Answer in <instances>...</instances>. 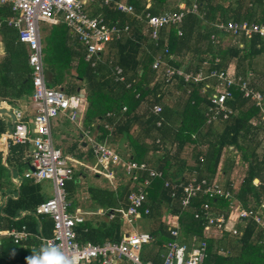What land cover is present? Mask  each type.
<instances>
[{
  "label": "trees",
  "instance_id": "1",
  "mask_svg": "<svg viewBox=\"0 0 264 264\" xmlns=\"http://www.w3.org/2000/svg\"><path fill=\"white\" fill-rule=\"evenodd\" d=\"M128 1L129 5L134 8V14L112 12L109 8L101 10L108 22L112 21L130 27V35L117 42V61L104 59L102 54L101 59L93 66L92 62L86 60V51L83 46L78 41L72 40L69 29L64 24L49 26L52 28L45 35L46 48L50 54L49 64H45L49 85L61 87L72 96L71 93L80 86L77 87L71 80L66 81L68 74L75 80L87 83L89 105L87 118L90 123L94 120L104 121L98 126L102 137L100 139L109 140L110 138L112 143L129 141V146L134 153H126L122 156L137 162L144 160L147 151L142 146L141 140L131 136V127L138 120L133 113L142 102L151 98L148 102L151 107L159 103L163 108L160 114L152 111L149 114L148 124H146L148 132L157 131L160 134L158 139H154L158 141L156 151L162 154L158 161V169L162 170L166 177L181 181H187L189 177L187 175L185 178V175L193 176L195 172L198 180L207 179L217 182L221 172L223 175L228 174V170L235 167L237 162H234L238 158V166L242 170L239 187L234 189L229 182L227 185L224 183L222 185L224 184L234 192L244 208L256 209L264 202V155L262 156L259 152L261 141L258 139L264 131L261 109L251 98L245 97L238 86H235L232 89L233 99L227 101L233 113L227 119L219 118L209 123L208 112L211 106L209 97L213 88L204 92V87L207 84L215 85V79L210 78L196 83L186 82L184 77L177 76L171 83H166L163 74L162 81H156L153 86L149 83V79L155 72L152 69L154 57L166 48L175 56L176 60L173 64L177 68L185 69L183 71L186 73H189L192 67H195L193 72L195 74L204 69L208 71L207 73L213 70L223 71L229 67L231 60L235 59L237 62L236 76L243 80L248 79L250 86L259 91L264 98V88L258 85L259 80L254 76H249L255 59L264 54V36L257 33L248 38L243 32L232 34L216 27L219 23L229 22H248L264 26V0H236L233 4L231 1L222 4L218 0H198L201 16L189 14L179 26L163 28L168 38L161 36L163 30L161 29L157 45L152 42L145 24L141 27L138 21H143L147 13L157 15V5H164L167 0H154L155 3L150 8H146L141 0ZM190 1L187 6H191L196 0ZM161 8L159 7L158 10ZM12 15L10 5H0V23H2L0 34L7 48L6 58L0 60V99H9L14 103L17 99L31 98L34 87L28 50L19 41L18 31L10 28L5 22V19ZM219 32L233 37L231 45L226 49L216 45ZM146 42L155 51L151 52L152 47H145L149 57L142 66L143 74H141L138 70L140 62L138 59L142 45ZM165 42L167 45L164 44ZM116 66L123 69L125 81L116 80L114 74ZM72 71L75 74H72ZM253 73L257 75L254 70ZM181 83L188 86V92H186L189 100L184 110L179 112L162 103L164 97L161 88L162 84L171 87ZM124 107H127V112L122 116ZM113 112L118 115L116 122L115 118H109V114ZM158 122L161 125L158 126ZM107 125L109 128L106 127ZM7 127L0 119V137L8 131ZM27 148H30L29 143L12 144L8 157L11 166L14 158L22 161L21 158ZM229 151L234 154V159L228 156ZM31 161L28 160L27 165H31ZM80 175V173L78 175L74 173V180L67 183L66 188L69 195L76 189ZM255 179L260 180L259 185L254 184ZM93 193L95 194V191ZM99 195L94 196V200L103 208L109 207V201H114L116 198L115 193L111 191L101 192ZM184 197L183 190H179L176 196L172 197L171 189L165 187L163 179L153 180L146 206L153 213L150 235L154 241L152 242L153 248L145 247L147 244L142 248L140 256L144 263L163 264L166 255L164 246L174 240L171 236L170 224L164 220V215L168 213L179 218V233L183 238L181 241H190L198 236L201 241L204 240L208 244L207 257L203 264H264V244L260 243L261 234L258 233L254 223L250 222L243 236L238 238L229 235L221 236L219 231L209 226L205 219L195 218V211L201 210L206 202L210 204L213 213L230 214L233 208L227 200H208L199 197L191 202L189 208H184L182 206ZM36 201L33 210L45 202ZM23 207H25L24 195L18 201L9 202L6 210L11 214L13 210L19 211ZM118 217L117 220L106 224L105 229H100L109 242H118L122 238L119 234L122 222ZM39 219L42 223V231H44L42 235L51 238L54 228L52 218L39 216ZM29 228L34 230L36 227ZM75 230L77 240L81 244H104L96 238L99 235L94 234L95 229L87 222L79 224ZM35 252L37 251L33 248L27 250L20 248L8 238L0 244V264H15L16 262L27 264L26 258ZM93 264L99 263L95 260Z\"/></svg>",
  "mask_w": 264,
  "mask_h": 264
},
{
  "label": "built area",
  "instance_id": "2",
  "mask_svg": "<svg viewBox=\"0 0 264 264\" xmlns=\"http://www.w3.org/2000/svg\"><path fill=\"white\" fill-rule=\"evenodd\" d=\"M94 3L109 5L111 0H0L1 5H10L13 15L5 20L10 28L19 33V40L25 44L29 51V63L32 67V82L34 93L32 100L36 114L32 125L24 119L22 111L15 112V125L11 130L3 134L7 143L10 144H32V170L26 174V178H32L36 182L49 181L52 184L53 195L44 203L39 205L35 214L37 216H49L54 222L53 236L51 238H37L44 244H56L66 255L77 257L78 264H93L95 260L99 264H117L126 260L132 264L144 263L141 259V251L144 245L153 241L149 233L128 234L121 241L107 242L105 244H81L77 240L76 226L83 219L70 213V203L67 198V183L73 179L74 167L71 159L64 155L61 149L54 143L52 134V121L60 115H67L71 121L78 120L82 100L79 96H70L62 88L51 87L47 77V69L44 58V47L42 41L41 24L59 25L65 24L73 35H77L86 50V60L95 66L106 51V47L113 41L122 40L130 35V27L120 26L114 22L109 24L102 15L91 16L88 7ZM115 8L123 13L134 14L133 6L124 2H115ZM179 11L167 12L161 15H145V28L152 40L157 45L160 38V30L167 26H179L189 14L199 12L198 0L193 1L191 6L181 5ZM2 23H0V26ZM216 27L224 32L237 34L243 32L248 38L253 34L264 36V26L249 24L248 22L219 23ZM181 34V31H179ZM175 56L168 48L163 53L154 57L153 69H164L166 83L181 76L186 82H203L210 78L215 79V85L207 84L204 92L213 88L211 96L208 122L219 118L227 119L233 110L227 105V101L233 99L232 89L238 86L247 98H251L262 111V124L264 126V98L263 95L253 89L248 80L236 76V70L228 67L226 70H213L210 73L199 71L186 73L182 69L173 66ZM114 74L117 81H125L124 71L116 66ZM125 111L127 107L123 108ZM163 108L160 104L152 107L155 114H160ZM112 114H109L111 116ZM161 125L158 122V126ZM109 128V126H106ZM86 137L93 146L95 156L102 171L107 176L114 178L118 169L125 172L134 182H140L141 173L147 177L138 185L139 188L132 192L129 197V208L127 211H118L132 224L140 219L142 214L149 215L151 210L146 203L148 201V190L154 179H163V172L150 167L147 163L137 162L122 157L106 141H98L92 137L90 132ZM6 142V141H5ZM100 172V171H98ZM194 175L189 182L172 183L165 180V187L171 189L172 197L179 190H183L185 197L182 201L184 208H189L191 202L199 197L208 200L224 199L235 208L226 217L224 214L217 216L211 211L210 204L206 202L202 209L195 211L196 219H205L211 227L221 232H232L238 234L236 221L240 219H255L264 229V216L237 205L236 198L231 189L216 181L207 179L198 180ZM264 210V204L261 208ZM144 211V212H143ZM179 225H170L171 236L174 240L165 244L166 255L163 264H203L207 257V243L194 237L191 242L180 241ZM1 237L10 238L15 244H21L35 237L26 226L21 229H12L0 232Z\"/></svg>",
  "mask_w": 264,
  "mask_h": 264
},
{
  "label": "crops",
  "instance_id": "3",
  "mask_svg": "<svg viewBox=\"0 0 264 264\" xmlns=\"http://www.w3.org/2000/svg\"><path fill=\"white\" fill-rule=\"evenodd\" d=\"M218 0L219 3L226 4L228 1H231L232 4L236 0ZM115 2H124L126 4H129L128 0H111V3L109 5L105 4H99V3H94L91 6L88 7L89 14L91 16H97V15H102L105 18V21L109 24H112V21H107L106 17L104 16L103 13H101V10L104 8H109L110 11L112 12H119L115 8ZM142 4L146 5V8H150L153 6L155 3L154 0H141ZM191 1L190 0H167V3L164 5H157L156 10L158 11L157 15L167 13V12H172L176 11L179 9L181 5H187ZM1 5V4H0ZM159 7H162L160 10ZM125 14V13H124ZM127 15V14H126ZM129 15V14H128ZM136 18V17H135ZM7 19V18H6ZM5 19V20H6ZM141 24V27L144 26L145 22L144 21H138ZM50 25V24H48ZM60 25V24H59ZM65 25V24H64ZM120 26H126V25H121ZM51 26H57V25H51ZM66 26V25H65ZM67 27V26H66ZM68 28V27H67ZM69 29V28H68ZM69 32L71 34V38L74 41H78L81 46L83 44L80 42L79 38L77 35H73L69 29ZM161 36L163 38H168L166 30L161 31ZM127 38V37H126ZM124 38V39H126ZM122 39V40H124ZM162 40V38H161ZM233 37H231L229 34H223V33H218L217 34V43L216 45L222 48L226 49L229 47L232 43ZM20 41V40H19ZM121 41V40H119ZM119 41H113L109 43L106 47V51L103 53L104 59H113L115 61L118 60V49H117V42ZM215 41V40H214ZM23 44V43H22ZM167 45V43H164ZM25 48L27 46L23 44ZM142 48V51L139 55V71L141 74H143V69L142 66L146 63V60H148L149 54L146 52L145 47H152L149 45L148 42L144 43ZM243 47V45H241ZM85 49V47L83 46ZM219 48V47H218ZM217 48V49H218ZM28 50V48H27ZM154 48H151V52H153ZM86 51V50H85ZM155 51V50H154ZM164 51V50H163ZM163 51H159L158 53H163ZM157 53V54H158ZM152 54V53H151ZM154 54V53H153ZM29 55V51H28ZM7 56V48L5 41L2 39V36L0 34V60L5 59ZM29 60V58H28ZM30 64V63H29ZM173 64V62H172ZM237 62L235 59H232L231 62L229 63V67L234 68L237 71ZM31 66V65H30ZM173 66H175L173 64ZM176 67V66H175ZM32 68V67H31ZM180 68V67H178ZM153 69V67H152ZM151 69V70H152ZM185 71V69L180 68ZM111 73L112 69L110 67ZM190 72L195 71V67L190 69ZM253 70L257 72V75L253 73ZM154 74L150 76L149 83L153 86L156 81L161 82L162 81V76L164 74V69L160 70H154ZM204 72H208L205 69L203 70ZM72 74H75L74 71H72ZM250 77H256L257 80H259L258 85L261 86V88H264V54H262L260 57H257L255 61L253 62V68L249 72ZM248 80V79H247ZM80 87L78 88L77 92L82 100V105L79 110L78 114V120L76 122L71 121L67 115H60L59 117L55 118L52 121V134H53V139L55 146L59 149L62 150L65 156L70 158L72 161L76 162V165L74 168H77L79 166H82L83 164L86 163L89 159H91L93 162H96L98 164L97 158L94 153L93 146L89 142L88 138L86 137V133L89 131L92 137H96L98 141H106L108 145L113 148L117 153H119L121 156L122 154H130L134 153L133 149L131 146H129V141L123 140V141H117L115 143H112L106 138H102L100 136V133L98 130L99 124L104 121H99V120H94L93 123H90V120H88L87 116V111H88V101H87V83H83L79 81ZM212 82H214L212 80ZM74 83V82H73ZM76 84V83H74ZM161 91L163 93V104L171 106L174 110L181 112L184 110L186 107L189 97H188V86L185 85V83H181L180 85H173V86H165V84H162ZM213 85V84H211ZM61 88V87H60ZM206 88V86L204 87ZM63 89V88H62ZM64 90V89H63ZM264 90V89H263ZM65 91V90H64ZM187 91V92H186ZM207 91H210L207 90ZM66 92V91H65ZM73 96V95H72ZM151 101V98L142 102V104L135 110L133 113V116L136 117L138 120L133 123L131 127V136L137 140L142 141V146H144V149L147 151V155L144 158L142 162L147 163L150 167L159 170L163 172L162 170L158 169V161L161 157L160 151H156L157 143L158 141H154V139H158L160 137L159 132L154 131L153 133L148 132V129L146 127V124H148V119H149V114L152 113V107L151 104L148 102ZM159 104V103H158ZM30 106H34L32 97L29 99H17L12 103L9 99L3 100L0 99V110L6 109L10 112H12L15 115L16 111H22L24 113V119L26 122L30 125H32V120L35 115L30 113ZM35 109V106H34ZM124 109L122 110V116L125 115ZM36 114V109L35 113ZM112 114L109 118H117V113H110ZM121 116V117H122ZM0 119L5 122V124L8 126L7 130H11L13 128V123L12 119L9 115L7 114H1ZM109 126V125H107ZM112 138V137H111ZM261 143L259 147V152L263 156L264 155V131L261 132L260 137L258 138ZM122 140V139H121ZM8 141L3 142V135L0 137V232H5L9 231L12 229H21L23 226H26L27 229L29 227H36L34 230L28 229L35 237H32L30 240L23 242L21 244H16L20 246L22 249H29L33 248L37 252L39 251L42 242L37 238L38 236L42 237V232L44 234V231H42V223L39 219V216L35 214L34 209V204L37 202L36 200H42L46 201L49 198L52 197L53 195V188L52 184L49 181H44V182H36L32 178H26V174L32 170V164L27 165L28 160H32V152H33V146L30 144V148H27L24 151V155L21 158L22 161H18V158L13 159V165L11 166L10 163L8 162V157L10 155L11 151V146L12 143L8 144ZM169 147H171V144H169ZM175 147V145H174ZM172 149V147H171ZM177 150V148L175 147ZM19 155V153H17ZM16 154V157H17ZM21 154V153H20ZM228 156L231 158H235L234 154L231 153L230 151L228 152ZM125 157V156H122ZM126 158V157H125ZM129 158V157H127ZM130 159V158H129ZM238 158L235 160L234 163L237 162L235 167L238 166ZM32 163V161H31ZM99 166V164H98ZM240 167V166H239ZM93 172L96 175H99L102 170L101 167L99 166V170L96 168H93ZM92 171V170H90ZM100 171V172H98ZM75 174H78L76 172ZM79 180L77 183L76 189L72 192L71 195H69L67 191V198L70 203V213L74 215L80 216L83 221L79 224H83L85 222L89 223L91 227L95 229L96 235H99L96 237L100 241H102L104 244L109 242L102 233V230L106 224H110L112 221L117 220V217L120 216V220L122 222L121 225V230L119 234H121L122 238L121 240L126 237L128 234H135V233H149L151 231V217L153 215L152 211L149 215L142 214V217L140 219L135 220L134 222L137 223V228L134 227V222L132 224L128 223V221L122 216L119 210L121 211H127L129 208L130 202H129V197L132 192L136 191L139 188L138 183L140 184L144 178L147 177V174L141 173V179L140 182H134L129 176L125 174V172L121 169H118L116 172V175L114 178H110L107 175L106 181L100 180L99 176H97L98 180L94 182L93 186L86 185L85 179L82 177L84 173L80 172ZM164 174V172H163ZM222 174V175H221ZM220 177L217 179V182L222 184H228L233 186L234 189L238 188L240 185L241 179L238 178H231L227 174H224L221 172ZM187 175L189 179L187 181H181L179 179H173L166 177L164 174V185H165V180H170L172 183H178V182H184L187 183L191 179V175L186 174L185 178H187ZM196 176V174H195ZM166 178V179H165ZM74 180V178H73ZM186 180V179H185ZM70 182V181H69ZM258 182V183H256ZM260 180L255 179L254 184L259 185ZM223 184V185H224ZM225 186V185H224ZM37 187V188H36ZM167 188V187H166ZM23 190V191H22ZM95 191V194L93 193ZM111 191L115 193V200L114 201H109V207H104L100 206L99 203H97L94 199V196L101 194V192H107ZM234 193V192H233ZM149 194V190H148ZM25 196V207L23 209H20L19 211L13 210L12 213L8 212L6 210V207L9 202L11 201H18L21 196ZM37 196V197H36ZM70 196V198H69ZM100 196V195H99ZM235 197V195H234ZM236 198V197H235ZM237 202L236 204L239 206L242 205V203L236 198ZM264 204L262 202L256 209H248L251 210L255 213H258L259 215L264 216V210L259 209L261 206ZM37 208V207H36ZM233 209L231 211H234L235 208L232 206ZM244 208V207H243ZM246 209V208H245ZM144 212V211H143ZM225 215L226 217H229L230 214H227L225 212H220L216 214L217 216ZM143 221L142 225H138L139 221ZM164 220L168 221V223L171 225H179V218L178 216H173L172 214H165L164 215ZM254 223L255 226L257 227L258 233L261 234L260 238V243L264 244V229L256 222L255 219H240L236 221V229L238 231V234H233L232 232H221L219 231V234L222 235H229L233 237H242L244 234L245 229L248 227L249 223ZM78 224V225H79ZM77 225V226H78ZM180 228V225H179ZM96 229H99L96 231ZM105 229V228H104ZM105 233V232H104ZM44 237V236H43ZM196 237V236H195ZM198 237V236H197ZM196 237V238H197ZM95 238V239H96ZM194 238V237H193ZM192 238V239H193ZM199 238V237H198ZM181 236H180V241H181ZM191 239V240H192ZM5 240H8V237H1L0 238V244L1 242L4 243ZM120 240V241H121ZM191 240L189 241H181L184 243H190ZM154 241V240H153ZM152 241V242H153ZM147 244L145 247L148 248H153V243ZM15 264H23L22 262H16ZM117 264H131L129 262H125L124 260L119 261Z\"/></svg>",
  "mask_w": 264,
  "mask_h": 264
},
{
  "label": "rangeland",
  "instance_id": "4",
  "mask_svg": "<svg viewBox=\"0 0 264 264\" xmlns=\"http://www.w3.org/2000/svg\"><path fill=\"white\" fill-rule=\"evenodd\" d=\"M49 26H51V25L44 24V23L41 24L42 41H43L44 55H45L44 56V58H45V64H49V57H50V54H49V52H48V50L46 48V40H45V35L47 33H49L50 30H51V28H52V27H49ZM47 77H48V73H47ZM48 80H49V77H48ZM69 80H71L72 82L76 83L75 85L77 87L80 86V85H78V84H80V82L78 80L73 79L70 74L67 75V80L66 81H69ZM77 90L73 91L71 94H73V95H79L78 92H77ZM30 107H31L30 108V113L33 114V115H35L34 114L35 113L34 106H30ZM75 165H76V162L73 161V166L75 167ZM93 168H96V169L99 170L98 164L96 162H93L91 159H89L88 161H86L85 164H83V168H82V166H79L77 168H74V173H76V172H78V174L80 172L84 173L83 176H82L85 179V182L84 183L86 185H89V186H93L94 185V182H96L98 180L97 176H99L100 177L99 179L102 180V181L108 180L107 179V176H106L107 174H106L105 171H102L99 175H96L93 172L94 171ZM90 170H92V171H90ZM227 175H228V176H226L227 178L230 176L231 178L241 179V177H242V170H240L239 166H237V167H234L232 169H229ZM256 183H258V182H256ZM136 222H138V221H136ZM136 222H134V224H133L135 228H137V223ZM142 223H143V221L141 220V221H139L138 225L139 224L142 225Z\"/></svg>",
  "mask_w": 264,
  "mask_h": 264
},
{
  "label": "clouds",
  "instance_id": "5",
  "mask_svg": "<svg viewBox=\"0 0 264 264\" xmlns=\"http://www.w3.org/2000/svg\"><path fill=\"white\" fill-rule=\"evenodd\" d=\"M27 264H78L75 255L69 256L60 250V246L45 242L38 252L27 257Z\"/></svg>",
  "mask_w": 264,
  "mask_h": 264
},
{
  "label": "water",
  "instance_id": "6",
  "mask_svg": "<svg viewBox=\"0 0 264 264\" xmlns=\"http://www.w3.org/2000/svg\"><path fill=\"white\" fill-rule=\"evenodd\" d=\"M1 114L9 115L11 117V119H12L13 126L15 125L16 117H15V115L12 112H10V111H8L6 109H2V110H0V115ZM5 141H6V138H3V142H5Z\"/></svg>",
  "mask_w": 264,
  "mask_h": 264
}]
</instances>
